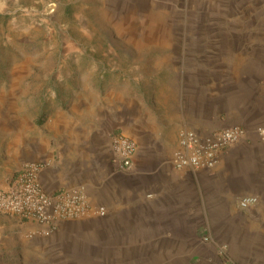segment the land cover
<instances>
[{"label":"crops","instance_id":"crops-1","mask_svg":"<svg viewBox=\"0 0 264 264\" xmlns=\"http://www.w3.org/2000/svg\"><path fill=\"white\" fill-rule=\"evenodd\" d=\"M224 34L209 35L189 63L167 68L172 73L148 103L89 86L69 99L66 112L53 117L57 161L38 177L48 192L81 187L92 211L47 233L1 213L24 235L19 264H264V18ZM234 124L247 136L213 168L175 166L179 129L211 133ZM115 132L137 142L125 171L112 150ZM247 196L255 203L240 206Z\"/></svg>","mask_w":264,"mask_h":264},{"label":"rangeland","instance_id":"rangeland-1","mask_svg":"<svg viewBox=\"0 0 264 264\" xmlns=\"http://www.w3.org/2000/svg\"><path fill=\"white\" fill-rule=\"evenodd\" d=\"M263 10L264 0H0V187L18 161H57L53 117L81 87L148 103L167 68L209 35L258 26ZM23 236L0 218V264H19Z\"/></svg>","mask_w":264,"mask_h":264},{"label":"built area","instance_id":"built-area-1","mask_svg":"<svg viewBox=\"0 0 264 264\" xmlns=\"http://www.w3.org/2000/svg\"><path fill=\"white\" fill-rule=\"evenodd\" d=\"M258 131L264 135V128L258 127ZM246 136V128L238 124L211 133L181 128L178 131V146L173 152L174 164L178 168L211 169L223 152ZM111 143L118 169L125 171L130 168L137 151L136 140L127 133L115 132L111 134ZM50 163L48 159L30 160L0 187V213L36 223L37 229L33 232H50L59 221L75 219L92 211L81 187H62L53 192L45 189L38 174ZM255 201V197L247 196L239 203L247 207ZM95 211L103 213L104 209ZM224 248L221 246L220 251L228 263L231 260Z\"/></svg>","mask_w":264,"mask_h":264}]
</instances>
